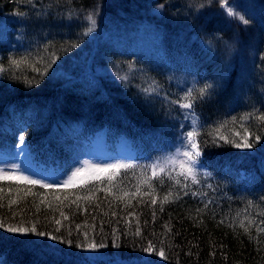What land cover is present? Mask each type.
<instances>
[{
  "label": "trees",
  "instance_id": "obj_1",
  "mask_svg": "<svg viewBox=\"0 0 264 264\" xmlns=\"http://www.w3.org/2000/svg\"><path fill=\"white\" fill-rule=\"evenodd\" d=\"M221 2L0 0V17L19 16L25 41L0 55V148L17 141L38 176L87 147L124 148L130 164L146 165L156 131L170 120L168 72L186 75L190 87L214 85L194 106L202 126L197 188L141 167L121 169L111 182L103 176L60 189L0 180L1 264H264V0H251L256 17L248 24ZM145 28L158 37L161 70L129 38L119 40ZM153 81L158 92L146 98L142 90ZM245 129L261 135L252 149L213 143V136L239 142ZM21 223L62 239L7 231ZM83 232L105 247H76ZM149 242L154 250L143 251ZM161 248L164 256L156 254Z\"/></svg>",
  "mask_w": 264,
  "mask_h": 264
},
{
  "label": "snow or ice",
  "instance_id": "obj_2",
  "mask_svg": "<svg viewBox=\"0 0 264 264\" xmlns=\"http://www.w3.org/2000/svg\"><path fill=\"white\" fill-rule=\"evenodd\" d=\"M222 6L225 7L227 9V13L229 16H238L239 20L242 21L244 24H248L250 21L247 20L243 15H240L237 12H234V10L229 7L227 4L223 3L222 0ZM161 7H163V5H161ZM20 15H23V13H20ZM87 19L91 22L92 27H89L87 29V32H92L94 30V27L96 25V21L95 19H93L92 15H89L87 17ZM73 47H75V45H73ZM56 61L52 60L49 64H47V66L44 69V74H47L48 69L51 68L52 64H54ZM18 62L16 60L12 61L13 65H16ZM129 67L131 68L132 65L131 63L129 64ZM120 79L122 80H127L128 76H121ZM153 85L154 86H149L144 88L142 91L145 94L146 98H148L149 96H151L154 93L158 92V86H155V81H153ZM214 88V85L212 83H205L203 87H199V88H195V86L187 88V90L184 92L182 99L186 102L184 103H179L178 101H171V103L174 104H178L179 108L181 110H186V115H185V119L187 120L189 117H191V123H190V127L192 130L187 131L183 137H182V149L178 148L176 150V153L174 155H170L166 158H164L162 161L158 160L155 163H152L150 165H133L130 163H127L125 161H116L115 163H110V164H87L86 162V166L85 167H80V168H76L75 171L72 172L71 176L68 177L67 180H59L57 179L55 182L53 183H48L45 180H40V179H35L32 176H26L23 174H19L16 175L15 173L19 171V165H13L12 169L13 172L10 173L8 171H6L3 168H0V180H5V179H16V180H22L27 182L30 185H40L43 188H55V189H60L63 187H70V186H75L76 184V178L78 176H81L88 168H91L95 173H97L93 179L94 180H102V175L103 173H109L108 175V180L109 182H111L112 180V175L116 172H119L121 169H131L133 167H141L144 169H151L152 170V176L156 177L157 175V169H159V171L161 173H163L165 171V169H169L175 165H179V167L184 170V175L188 176L191 175L193 181H196V176H197V172H198V168L197 166L200 163V157L202 155V147L201 144L198 142V135H199V131L198 129L200 127H202L199 124L198 118L195 115V104L197 103V101H203L205 97L209 96L211 94V90ZM165 99H167V97H164ZM235 119V118H233ZM260 119L262 121H264V115L260 116ZM183 127V125H182ZM209 135H211V133H209ZM240 134L237 133V136H239ZM217 139L219 141L222 142V144H226L229 147H234L236 149H252L254 148L258 143L261 142V135H255V136H251V134H249L247 132V130L245 129V135L239 140V142H237L235 139L233 140H228L227 138H225L224 136H213L212 140L213 143H215L217 141ZM20 140V144L23 145L24 141H25V135H21L19 137ZM205 143H207V141H205ZM205 175H207V173H205ZM148 181L145 180V183H147ZM177 183H179V181H177ZM149 187H151V184H149ZM182 188H186L187 185H181ZM211 187V186H209ZM140 189L137 188V192H139ZM185 195H188V192L184 193ZM192 195H197L198 193H191ZM124 195H128V193H124ZM135 195V194H133ZM151 203L154 205L156 204V200L152 199ZM205 207H207V205H205ZM61 215L63 216V213H61ZM112 216H116V213L113 212ZM65 219H67V217H64ZM93 219H95V217H93ZM55 223L57 225L61 224V220L57 219L55 220ZM221 223H223V220L221 221ZM5 224L3 222H0V228H4ZM77 230L80 229V225H76ZM59 228L55 229V231L59 232ZM262 231H264V229H261ZM7 231L9 232H13V233H35L37 236L40 237H48L53 241H56L58 239H62L61 237H58L57 235H54L52 232L50 231H37V226L35 223L32 224L31 227H26L24 226L23 223L17 225V226H11L9 225L7 227ZM101 231H103V227L101 226ZM245 231H247V229H245ZM69 236H71V230H69ZM79 234V233H78ZM113 235L116 234V230H113ZM135 235H141V231L139 228H137ZM83 236V240L79 243H77L75 246L79 247V248H87V249H97V248H104L105 244L100 242L97 243L95 241V237L93 236L92 238H89V233L88 232H83L82 233ZM64 243L67 244H72L73 241L72 239H66L63 240ZM113 243H115V241H113ZM116 247H120L119 244H115ZM155 248L154 244L149 242L147 247H145L143 249V251L145 252H150L153 251ZM157 255L160 256H164V250L163 248H161L157 253Z\"/></svg>",
  "mask_w": 264,
  "mask_h": 264
},
{
  "label": "rangeland",
  "instance_id": "obj_3",
  "mask_svg": "<svg viewBox=\"0 0 264 264\" xmlns=\"http://www.w3.org/2000/svg\"><path fill=\"white\" fill-rule=\"evenodd\" d=\"M224 4H227L231 7L234 12L243 15L246 19L255 18L256 12L251 5V0H223ZM221 8L225 11L227 9L222 6V2L220 4ZM249 17V18H248ZM263 23H261L262 25ZM144 32H139L138 34L132 35L136 32L131 33V39L128 40L130 42V46L132 48L139 49L144 57L148 59L150 65L158 66L161 63L158 61V56L155 53V46L157 44V36L150 32L149 29L140 30ZM129 35V36H130ZM121 43L126 39L125 37H119ZM21 40L20 34L16 31V29L12 28L8 21L0 22V52L3 51L2 45L5 44V50L11 51L16 48ZM167 84L171 85L168 87V94L171 98L169 101L171 109L170 118L173 121H176V125L178 124L177 130L179 131L177 137L171 142V144L161 151V154L153 155L150 158L149 164L155 163L158 160L162 161L164 158L174 155L178 148L182 149V137L183 135L191 130L190 117L186 120V110H181L178 104L171 103V101H178L179 103H184L182 99V95L186 91V85H188L189 80L188 77L181 75V74H172L171 76L167 77ZM183 125V127H182ZM175 127V126H174ZM124 154H128L126 151H119L117 154L111 153H100L97 151H92L89 149H77L74 152V156H72L68 161L61 163L62 167H58L57 169L53 170L52 172H47L45 175L38 176L28 170L25 164L22 162V156L24 153L21 152L15 143L10 144L5 148L0 149V168L5 169L6 171L12 173L13 165H19V171L16 172V175L23 174L26 176H32L35 179L45 180L48 183H53L57 179L63 181L67 180L69 176H71L72 172L76 170V168L85 167L86 162L87 164H110L115 163L116 161H125L126 156ZM148 171L152 175V170L149 168ZM118 172L111 174L112 176L116 175ZM91 168H88L81 176L76 178V183L84 182L89 179H93L96 175ZM168 174L173 175L179 180L197 188L198 179H199V168L196 176V181L194 182L191 175L185 176L184 170H182L179 165H175L169 169H165L163 173L157 169V175ZM103 176L109 175V173L100 174ZM112 260L108 259V264H116L111 263ZM148 259H143L138 261H132L129 264H146Z\"/></svg>",
  "mask_w": 264,
  "mask_h": 264
}]
</instances>
